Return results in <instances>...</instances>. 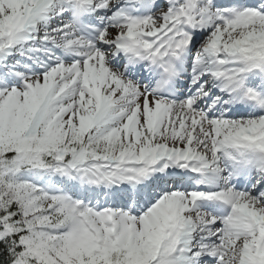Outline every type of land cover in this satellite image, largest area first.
<instances>
[{
	"label": "snow or ice",
	"instance_id": "1",
	"mask_svg": "<svg viewBox=\"0 0 264 264\" xmlns=\"http://www.w3.org/2000/svg\"><path fill=\"white\" fill-rule=\"evenodd\" d=\"M0 264H264V0H0Z\"/></svg>",
	"mask_w": 264,
	"mask_h": 264
}]
</instances>
